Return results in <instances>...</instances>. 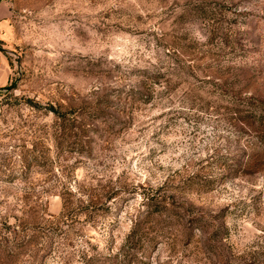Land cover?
Here are the masks:
<instances>
[{
	"label": "rangeland",
	"instance_id": "obj_1",
	"mask_svg": "<svg viewBox=\"0 0 264 264\" xmlns=\"http://www.w3.org/2000/svg\"><path fill=\"white\" fill-rule=\"evenodd\" d=\"M0 264H264V0H0Z\"/></svg>",
	"mask_w": 264,
	"mask_h": 264
}]
</instances>
